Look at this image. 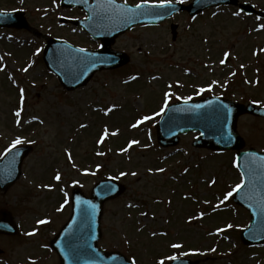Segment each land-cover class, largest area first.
<instances>
[{
    "label": "rangeland",
    "instance_id": "1",
    "mask_svg": "<svg viewBox=\"0 0 264 264\" xmlns=\"http://www.w3.org/2000/svg\"><path fill=\"white\" fill-rule=\"evenodd\" d=\"M240 1L264 12V0ZM15 9L26 12L31 30H0V159L17 139V146L30 145L32 151L22 178L7 193L0 191V210L10 211L22 231L16 238L0 237V264H33L27 257L34 264H57L56 257H49L50 262L40 257L47 255L42 247L51 241L55 227L70 215L71 191L80 188L89 196L108 177L126 186L122 197L105 206L100 247L108 252L119 251L142 264H158L162 257L168 264L167 258L178 250L172 245L179 244L231 249L210 261L178 256L198 264H260L264 248L238 246L236 251L238 242L219 247L211 232L227 220L237 218L239 227L250 220L239 209L223 222L211 212L219 205L217 211L234 209L225 199L241 183L232 164L234 154L196 150L194 135L183 137L175 149L162 150L155 126L168 105L202 95L223 92L243 104L264 106V51L259 50L264 20L220 8L197 19L181 14L161 27H137L114 45L130 56L128 66L102 72L85 88L67 92L42 61L44 37L96 48L87 36L60 23L82 14L62 8L60 0H0V10ZM171 24L178 25L176 40ZM225 52L231 56L222 67ZM208 59L215 63L213 70ZM238 131L246 149L264 152V121L241 118ZM57 175L59 181L54 180ZM47 218L54 224L39 227L38 221ZM32 231L35 235H28Z\"/></svg>",
    "mask_w": 264,
    "mask_h": 264
},
{
    "label": "water",
    "instance_id": "2",
    "mask_svg": "<svg viewBox=\"0 0 264 264\" xmlns=\"http://www.w3.org/2000/svg\"><path fill=\"white\" fill-rule=\"evenodd\" d=\"M236 3V0H197L196 7L192 10L189 9V11L195 14L197 11L212 5ZM104 5L103 14L100 16L105 17L106 23H108L107 21L112 15V8ZM106 6L110 8V11ZM115 8L120 13L116 19L117 10L114 11L113 26L115 31L111 36L104 38L105 48L101 52L93 54L83 53V51L76 52L75 49L61 42L51 41L48 43L45 50V62L48 68L58 76L65 88L75 90L88 83L96 72L125 65L128 62L126 56L111 55V53L114 54L110 49L111 40L135 24L156 23L152 20H146L144 13H133L128 7L116 6ZM181 9L183 8L181 7ZM243 9L249 13L252 12L248 7H243ZM91 20L88 21L89 25L98 24L101 27L98 29L99 31H102L101 29L107 25L94 14H91ZM0 26L17 29L27 28L21 13L0 15ZM205 102L172 106L158 126L160 144L164 147L173 146L178 143L179 135L190 131H200L202 137L195 144L198 147L221 151L227 149L240 150L244 143L236 133L238 117L244 113L264 117V110H256L251 107L244 108L221 99H209ZM19 152L20 155H17L19 159L13 158L8 163L9 165L4 164L3 166L8 165L7 168L0 167V187L2 190H8L20 175V163L26 157L28 149ZM238 162L245 175L246 184L245 188L236 195L235 201L250 209L254 217V222L249 230L242 234L243 239L246 244L264 243V205L261 208L263 211H260L259 214H255L252 210V208H260L253 205L264 203V155H258L255 152L241 154L238 157ZM123 192L124 187L117 186L114 182H107L95 189L91 200H85L79 192L74 194L73 219L55 242V248L60 252L62 264H131L120 254L108 255L97 248V243L101 238L100 218L103 204L109 199L117 198ZM0 232L15 233L10 215L0 213ZM258 232L259 235H257ZM173 264L188 263L177 262Z\"/></svg>",
    "mask_w": 264,
    "mask_h": 264
},
{
    "label": "snow or ice",
    "instance_id": "3",
    "mask_svg": "<svg viewBox=\"0 0 264 264\" xmlns=\"http://www.w3.org/2000/svg\"><path fill=\"white\" fill-rule=\"evenodd\" d=\"M169 2H170V0H162L161 6H164V4H167ZM136 7L137 8H140V7H142V5H137ZM236 15H239V13H236ZM261 27L264 28V25H261ZM81 51H84V50L81 49ZM222 63H223V61H222ZM17 115H19V112L17 113ZM145 119H148V117H145ZM135 126L136 125H133V127H135ZM19 143H21V141L19 139H17L12 144V147L15 148L16 145L19 144ZM135 143H138V142L137 141H132V144H135ZM129 147H131V144L129 145ZM160 171H163V169H160ZM122 175H123V173H122ZM133 175H135V173H133ZM55 179L59 181L61 179V177L59 175H57L55 177ZM243 186H244L243 183L237 184L236 187H235V189H234V191H239ZM232 195H233V192H228L227 195L225 196V199H227L228 197H231ZM38 223L41 224V225H43V224L47 223V221L46 220H39ZM229 227H231V225H229ZM28 235H35V232H30V233H28ZM172 247L173 248H180L181 245H179V244H173ZM185 255H187V253H185ZM167 259H169V260H176L177 257L176 256H170ZM131 264H135V260H132L131 261ZM159 264H165L164 260H161L159 262Z\"/></svg>",
    "mask_w": 264,
    "mask_h": 264
}]
</instances>
